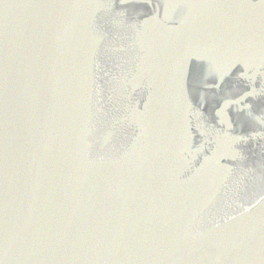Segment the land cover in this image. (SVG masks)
Returning <instances> with one entry per match:
<instances>
[{"label":"water","instance_id":"obj_1","mask_svg":"<svg viewBox=\"0 0 264 264\" xmlns=\"http://www.w3.org/2000/svg\"><path fill=\"white\" fill-rule=\"evenodd\" d=\"M0 264H264V0H0Z\"/></svg>","mask_w":264,"mask_h":264}]
</instances>
